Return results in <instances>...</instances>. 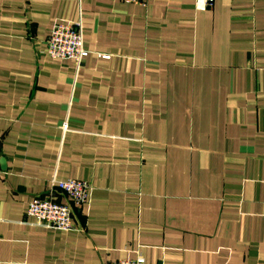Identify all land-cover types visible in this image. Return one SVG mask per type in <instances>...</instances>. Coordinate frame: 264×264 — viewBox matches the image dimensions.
Listing matches in <instances>:
<instances>
[{"label":"crops","instance_id":"crops-1","mask_svg":"<svg viewBox=\"0 0 264 264\" xmlns=\"http://www.w3.org/2000/svg\"><path fill=\"white\" fill-rule=\"evenodd\" d=\"M196 3L0 0V264H264V0ZM71 177L75 228L37 224Z\"/></svg>","mask_w":264,"mask_h":264},{"label":"built area","instance_id":"built-area-1","mask_svg":"<svg viewBox=\"0 0 264 264\" xmlns=\"http://www.w3.org/2000/svg\"><path fill=\"white\" fill-rule=\"evenodd\" d=\"M128 3H143L145 0H124ZM215 0H197L198 9L211 8ZM52 59H72L81 63L91 52L85 47L81 24L67 21L56 22L50 30L44 52ZM109 57L108 55H102ZM92 185L85 179H54L51 189L44 195L33 197L27 207V213L35 218L39 225L63 231L75 228L72 203L81 205L88 201ZM59 195L66 200L59 199ZM108 264H147L141 254L113 260Z\"/></svg>","mask_w":264,"mask_h":264}]
</instances>
